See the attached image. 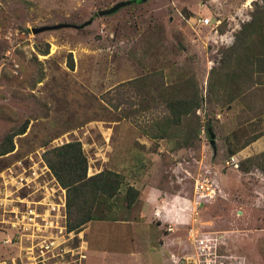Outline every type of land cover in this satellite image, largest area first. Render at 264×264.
Returning <instances> with one entry per match:
<instances>
[{
    "label": "rangeland",
    "instance_id": "1",
    "mask_svg": "<svg viewBox=\"0 0 264 264\" xmlns=\"http://www.w3.org/2000/svg\"><path fill=\"white\" fill-rule=\"evenodd\" d=\"M118 1L0 0V142L25 127L13 137V152L0 155V170L32 151L78 140L88 175L121 173L122 193L139 183L191 197L190 220L175 233L184 241L181 264H191L199 251L188 240L191 227L208 238L214 255L209 264H264V172L242 170L246 158L264 151V78L234 84L230 76L241 72L221 62L222 51L250 19L254 0H143L97 14ZM205 17L210 23L201 25ZM62 23L74 26L31 31ZM158 76L163 99L201 97L196 114L202 126L192 142L176 130L150 137L151 120L166 112L153 87ZM230 157L233 164L226 163ZM202 176L215 182L216 195L192 210L194 183ZM131 210L117 202L116 220L86 223L73 231L70 247L78 249L91 225L90 238L109 257L131 250ZM21 240L0 242V264L32 263L24 255L26 237ZM82 249L87 252L86 243ZM77 256L68 254L65 261L77 264ZM145 256L155 264L171 259L159 245ZM98 257L90 264L114 262Z\"/></svg>",
    "mask_w": 264,
    "mask_h": 264
},
{
    "label": "trees",
    "instance_id": "2",
    "mask_svg": "<svg viewBox=\"0 0 264 264\" xmlns=\"http://www.w3.org/2000/svg\"><path fill=\"white\" fill-rule=\"evenodd\" d=\"M143 0H137L141 3ZM258 4L254 0V9L250 19L242 23L236 32L233 43L222 51V64L224 67L234 66L233 74L237 85L238 79L264 78V0ZM236 66V67H235ZM73 67V63H70ZM228 75V74H227ZM220 77H224L222 72ZM256 77V78H255ZM153 85L162 98L163 87L159 81ZM260 79V80H259ZM134 80V79H132ZM129 80V81H132ZM175 89V88H174ZM230 93V92H229ZM234 90L231 88V96ZM237 94V93H236ZM234 96V95H233ZM165 100L166 112L163 117L151 120L149 129L152 138H165L168 132L176 130L184 133L183 141L192 142L197 138L202 126L196 111L201 107V97L178 98L172 97ZM192 117L194 121L192 122ZM25 127L6 135L0 142V155L11 153L14 150L13 137L24 132ZM182 139V137H181ZM231 153H236L235 150ZM43 158L59 184L66 190V224L69 231L77 232L88 222L93 220H116L113 207L117 202L123 201L126 208L131 206L139 197V190L133 185H127L122 193L123 175L119 172L103 169L92 175H88V161L83 151L82 144L78 140H70L60 145L46 147ZM242 170H250L259 167L264 172V151L246 158Z\"/></svg>",
    "mask_w": 264,
    "mask_h": 264
},
{
    "label": "built area",
    "instance_id": "3",
    "mask_svg": "<svg viewBox=\"0 0 264 264\" xmlns=\"http://www.w3.org/2000/svg\"><path fill=\"white\" fill-rule=\"evenodd\" d=\"M199 23L208 25L210 19L200 18ZM40 151H32L0 170V242L6 246L15 245L26 237L29 245L24 255L33 264H69L68 260L65 261L68 254L78 255L77 264H83L86 254L82 247L75 252L70 247L73 231H69L66 224V190L45 162V148ZM234 161L235 158L230 157L226 163L233 164ZM216 190L213 180L204 176L196 179L193 208L203 199L210 200ZM188 240L192 241L194 248H199L196 263L209 264L212 258L208 257L214 255L208 253L210 246L205 234L198 237V231L191 227Z\"/></svg>",
    "mask_w": 264,
    "mask_h": 264
},
{
    "label": "crops",
    "instance_id": "4",
    "mask_svg": "<svg viewBox=\"0 0 264 264\" xmlns=\"http://www.w3.org/2000/svg\"><path fill=\"white\" fill-rule=\"evenodd\" d=\"M133 186L139 190V197L138 204L135 207L131 206V250L129 248L121 253L113 251L114 255L109 257L110 255L102 252L97 240L90 238L89 234L92 231L90 229L92 226L88 225L83 229L85 239L80 241L81 247H84V243H86L87 252H85V260H87L85 264H90L93 256L99 258V254L103 257L102 260L104 261L107 257L110 258L109 260H113L112 264H155L151 257H146L145 255L149 254L151 247L156 248L158 245L162 250L168 248L170 251L171 259L165 257L168 259L166 263H182L184 255L182 256L180 253L183 250L184 241L180 237H177L175 233L178 231L180 224L190 220L189 205L191 197L183 196L178 189L169 191L156 184L143 185L136 183ZM101 226H103V222L98 227ZM120 258L123 260L122 263L119 262ZM191 258H193V261ZM163 261L164 258L162 259ZM195 262V256L191 255L188 263L193 264Z\"/></svg>",
    "mask_w": 264,
    "mask_h": 264
},
{
    "label": "water",
    "instance_id": "5",
    "mask_svg": "<svg viewBox=\"0 0 264 264\" xmlns=\"http://www.w3.org/2000/svg\"><path fill=\"white\" fill-rule=\"evenodd\" d=\"M137 0H121L118 1L116 3H114L112 6L105 8V9H101L99 11H97V14L99 16H103V15H110L115 13L116 11H118L120 8L125 7L133 2H136ZM90 21H87L85 23H83L81 25V27L85 26L87 23H89ZM67 26H74V25H69V24H56V25H45V26H41V27H33L31 28V31L33 33H38V32H42L45 30H52V29H58L61 27H67ZM208 133H209V137H210V145L212 146L213 149H215V135L212 132L211 128H208ZM193 261V258H191ZM187 260V259H186Z\"/></svg>",
    "mask_w": 264,
    "mask_h": 264
},
{
    "label": "clouds",
    "instance_id": "6",
    "mask_svg": "<svg viewBox=\"0 0 264 264\" xmlns=\"http://www.w3.org/2000/svg\"><path fill=\"white\" fill-rule=\"evenodd\" d=\"M195 263H196V262H195ZM195 263H194V264H195Z\"/></svg>",
    "mask_w": 264,
    "mask_h": 264
}]
</instances>
